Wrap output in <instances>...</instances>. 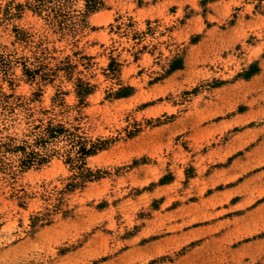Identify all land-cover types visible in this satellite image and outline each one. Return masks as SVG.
<instances>
[{
	"label": "rangeland",
	"instance_id": "obj_1",
	"mask_svg": "<svg viewBox=\"0 0 264 264\" xmlns=\"http://www.w3.org/2000/svg\"><path fill=\"white\" fill-rule=\"evenodd\" d=\"M263 122L264 0H0V264H264Z\"/></svg>",
	"mask_w": 264,
	"mask_h": 264
},
{
	"label": "crops",
	"instance_id": "obj_2",
	"mask_svg": "<svg viewBox=\"0 0 264 264\" xmlns=\"http://www.w3.org/2000/svg\"><path fill=\"white\" fill-rule=\"evenodd\" d=\"M245 131L240 132L231 145L233 148L234 145L246 143L245 146L241 145L243 151L232 157L229 167L224 169L228 184L207 195L211 201H217L213 206L228 204L231 212L229 218H241L246 222L242 231L248 230L251 223L264 227V122L248 129L254 134L252 141H249L250 136ZM243 236L246 239L254 238V234Z\"/></svg>",
	"mask_w": 264,
	"mask_h": 264
}]
</instances>
